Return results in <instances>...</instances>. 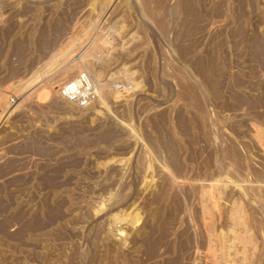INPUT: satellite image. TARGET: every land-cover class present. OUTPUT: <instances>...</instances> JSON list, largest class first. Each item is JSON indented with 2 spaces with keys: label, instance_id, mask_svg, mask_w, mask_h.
Instances as JSON below:
<instances>
[{
  "label": "rangeland",
  "instance_id": "rangeland-1",
  "mask_svg": "<svg viewBox=\"0 0 264 264\" xmlns=\"http://www.w3.org/2000/svg\"><path fill=\"white\" fill-rule=\"evenodd\" d=\"M0 9V264H264V199L242 190L264 189V0ZM81 71L87 106L60 94ZM235 203L250 231H228Z\"/></svg>",
  "mask_w": 264,
  "mask_h": 264
},
{
  "label": "bare ground",
  "instance_id": "bare-ground-1",
  "mask_svg": "<svg viewBox=\"0 0 264 264\" xmlns=\"http://www.w3.org/2000/svg\"><path fill=\"white\" fill-rule=\"evenodd\" d=\"M89 41H92V40H89ZM93 42V41H92ZM99 42V41H98ZM260 42V41H259ZM96 43V42H95ZM100 43V42H99ZM89 44H90V42H89ZM101 45H103V44H101ZM259 45V46H258ZM95 46H97V45H95ZM257 46L258 47H256L257 48V52L259 53V52H264V46L260 43V44H257ZM87 47H88V45H87ZM92 47H93V45H92ZM95 48V47H94ZM98 48H99V46H98ZM87 50V49H86ZM85 50V51H86ZM92 50H94V49H92ZM97 50V49H96ZM80 51V50H79ZM87 51H89V49L87 50ZM99 51V50H98ZM83 52V51H82ZM102 52V51H101ZM80 55V57H78V58H80V60H82L83 61V59H81V58H85V56L88 54V53H84L85 55H83V53H79ZM77 55H78V53H77ZM89 55V54H88ZM97 55V54H96ZM74 56H76V55H74ZM95 56V55H94ZM77 57V56H76ZM86 57H88V56H86ZM73 58H75V57H73ZM73 58H72V60H73ZM81 61V62H82ZM86 65V64H85ZM79 66V65H78ZM90 67V70H91V66H89ZM85 68V67H84ZM92 71V70H91ZM82 72V71H81ZM80 73V72H79ZM90 73H92V72H90ZM93 75V74H92ZM97 74H95V76H96ZM96 79V78H95ZM115 79H117V78H115ZM114 79V80H115ZM68 80H70V79H68ZM114 80H112V81H114ZM98 81V80H97ZM67 82V81H66ZM125 82H127V81H125ZM99 85H102V84H99ZM99 87V86H98ZM104 87V86H103ZM102 86H101V89L103 88ZM100 89V88H99ZM97 92V91H96ZM98 94H99V92H98ZM263 130V129H262ZM260 131V130H259ZM264 131V130H263ZM262 131V134H259L258 133V135H257V139H258V141H263L264 140V132ZM263 144H264V141H263ZM261 175H263L264 176V174L263 173H257V178L255 179L256 181H258V182H262V183H264V177L262 176L261 177ZM154 178V177H153ZM151 180H153L152 179V177H151V179H150V181ZM213 180V179H212ZM218 180V179H217ZM222 181V180H221ZM255 181V182H256ZM209 182L210 181H208V185H209ZM224 182V181H223ZM200 183V182H199ZM207 183V182H206ZM214 184H215V182H213ZM204 185V184H203ZM202 185V186H203ZM207 184H205V186H206ZM223 185H224V183L223 184H221V188H224L223 187ZM209 186H212V184L211 185H209ZM262 187L260 184L259 185H257L256 184V186L255 187ZM204 187V186H203ZM215 188H216V185L214 186ZM202 188V187H201ZM200 188V189H201ZM208 188H209V190H208ZM207 189H206V187H205V189H206V192L208 193V191H209V193H210V187H208ZM199 189V190H200ZM257 189V191H253V193L251 192V191H249L248 189H246V187H244L243 186V189L242 190H244L243 191V195H244V197H246V198H250V197H253L255 200H257V202L260 200V199H264V189H261V188H256ZM201 190H203V188L201 189ZM217 189H215V193H217V191H216ZM224 190V189H223ZM228 190H230L229 188H228ZM218 191H219V188H218ZM203 192V191H202ZM237 192V191H236ZM208 193V194H209ZM204 194H205V192H204ZM219 194H220V192H219ZM218 194V195H219ZM240 194V193H239ZM239 194H237L236 193V195H237V202L238 201H240V196H238ZM201 195H203V193L201 194ZM201 195H199V196H201ZM216 195V194H215ZM208 196H209V198H208ZM206 195L205 197H206V199L205 200H211V198L212 197H214V193L213 192H211L209 195ZM232 196H234V195H232ZM229 197V196H228ZM202 198V197H201ZM208 198V199H207ZM220 198V197H219ZM225 198H227V196L225 197ZM252 198V199H253ZM213 199V198H212ZM232 199H234L233 197H232ZM231 200V199H230ZM212 201H214V200H212ZM212 201H211V203H212ZM232 201V200H231ZM231 201H229L230 202V204H231ZM262 201H264V200H262ZM210 202V201H209ZM234 202H235V200H234ZM260 202H261V200H260ZM213 203H215V202H213ZM236 204V203H235ZM238 204H239V202H238ZM238 204H236V206H234V207H238L239 205ZM241 204V203H240ZM232 205V204H231ZM238 205V206H237ZM230 207V206H229ZM232 207V206H231ZM232 209V208H231ZM229 213V212H228ZM231 213V212H230ZM233 214H234V216L232 217V216H229V217H231L230 218V225H229V227H230V230H228V231H230V233H232V231H235V233H236V231L238 230V225H241V227L243 226V228L245 229V231L244 232H246V231H250V229L252 228V224L251 223H247V221H246V213L245 212H243V209H241L240 207H238V208H236V209H234L233 210ZM227 215H229V214H227ZM226 215V216H227ZM230 215H232V213L230 214ZM117 217V216H116ZM119 217V216H118ZM134 218H136V217H138L139 218V216L137 215V213H136V215H134L133 216ZM139 219H136V221H138ZM231 220H232V222H231ZM40 222V220L39 221H36V223H39ZM135 222V221H134ZM235 225H237V227L238 228H235ZM242 228V229H243ZM243 229V230H244ZM242 230V231H243ZM227 231V232H228ZM222 232V231H221ZM221 232H220V234H221ZM239 232H241V231H239ZM116 234L117 235H125L126 233H125V229L124 228H117V232H116ZM154 234V233H153ZM237 234V233H236ZM157 235H159V234H157ZM240 235H241V233H240ZM160 237L158 238L157 236H156V238L155 239H153V240H150V241H152V242H149V246H148V248H146L147 250H146V253L149 255V256H151V255H153L154 254V250L156 251V249H155V246H153V245H157V244H161V242H163V238H164V231H162L161 232V234L159 235ZM243 236V235H242ZM153 237V236H152ZM162 237V238H161ZM234 238L233 240L231 239V238ZM237 237V235H235L234 233L232 234V236H231V234H230V236L227 234V233H222L221 235H219V243L221 244V247L224 249V254L226 255H228V257L232 254L231 253V247H234V249L235 250H233V252L235 253V254H237V252L239 253V251L241 250V249H239V248H241L240 246L238 247V246H236L235 244H237V243H235V244H233V242L235 241V238ZM240 238V236H238V239ZM242 238V237H241ZM151 239V238H150ZM242 240V239H241ZM240 242V241H239ZM148 244V243H147ZM244 244L245 243H243V245H242V248H244L245 246H244ZM203 245V244H202ZM201 245V246H202ZM244 246V247H243ZM204 248V247H203ZM202 249V248H201ZM208 250H209V247L207 248ZM199 250V249H198ZM217 250V249H216ZM242 251V250H241ZM202 252V251H201ZM243 252V251H242ZM155 254H157V253H155ZM242 254V253H241ZM243 254H244V252H243ZM245 255H246V253H245ZM233 256H234V254H233ZM244 257V256H243ZM242 257V258H243ZM247 259V255L244 257V259H239V263H243L245 260ZM232 260V259H231ZM230 260V262H232Z\"/></svg>",
  "mask_w": 264,
  "mask_h": 264
},
{
  "label": "built area",
  "instance_id": "built-area-1",
  "mask_svg": "<svg viewBox=\"0 0 264 264\" xmlns=\"http://www.w3.org/2000/svg\"><path fill=\"white\" fill-rule=\"evenodd\" d=\"M2 21V11L0 9V23ZM60 87V94L70 102L78 106H87L92 96V82L86 72L66 80Z\"/></svg>",
  "mask_w": 264,
  "mask_h": 264
}]
</instances>
